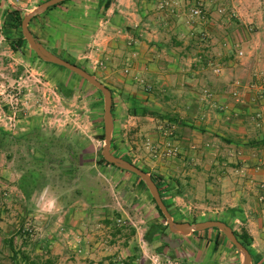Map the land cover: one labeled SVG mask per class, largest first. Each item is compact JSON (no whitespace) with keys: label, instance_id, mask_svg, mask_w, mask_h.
<instances>
[{"label":"rangeland","instance_id":"374dc122","mask_svg":"<svg viewBox=\"0 0 264 264\" xmlns=\"http://www.w3.org/2000/svg\"><path fill=\"white\" fill-rule=\"evenodd\" d=\"M47 1L0 0V264H242L219 230L170 233L144 183L100 162L102 94L22 36ZM113 2L126 13L107 12ZM262 8L68 0L29 23L110 90L111 154L162 179L175 222L220 221L246 238L251 264H264V141L244 94L261 88L253 105L264 94L252 66L254 51L264 59Z\"/></svg>","mask_w":264,"mask_h":264},{"label":"water","instance_id":"95a60500","mask_svg":"<svg viewBox=\"0 0 264 264\" xmlns=\"http://www.w3.org/2000/svg\"><path fill=\"white\" fill-rule=\"evenodd\" d=\"M65 1L68 0H49L43 3L38 8L34 9L31 13L25 15L21 22L22 36L25 39L31 51L34 52L41 61L70 71L71 73L77 75L78 77L86 81L90 86L97 89L102 94L103 109H104V113H103L104 146L102 150L103 160L109 165L114 166L118 170L125 171L137 176L144 183L155 205L157 206L162 216L164 217L170 233L180 236H190L197 232H202L209 229H217L224 235L227 241L231 243L239 252V254L242 257V264H251V256L248 250L240 243V241L237 239L232 229L229 228L225 223L220 221H205L192 225L190 223L175 222L173 218L170 216L165 204L163 203V200L160 197L158 189L154 184V182L152 181L151 176L146 174L136 166L120 158H117L111 154L110 147H111L112 132H113V120L111 113L112 96L110 90L104 85H102L92 75H90L82 68L77 67L61 59L60 57L54 55L53 53L49 52L38 41L35 40L31 31L29 30V23L34 17L44 13L49 8L54 7Z\"/></svg>","mask_w":264,"mask_h":264},{"label":"crops","instance_id":"0c3cea01","mask_svg":"<svg viewBox=\"0 0 264 264\" xmlns=\"http://www.w3.org/2000/svg\"><path fill=\"white\" fill-rule=\"evenodd\" d=\"M122 1V0H121ZM264 1V0H262ZM264 10V8H262ZM107 12H112L114 14H117L118 12L120 13H126L125 10L123 9L122 5L119 4L117 5L115 2H113L108 8H107ZM264 35V31H257L255 32V38H256V41H254V49L256 50L258 48V44H257V41H259V38ZM255 54H256V57H255V62L254 64H252V66L256 69V72L264 69V59L261 58V56L258 54L257 51H254ZM263 67V68H262ZM261 90V88L259 89ZM259 90L257 89L256 91H249L248 93L246 92L244 94V97L246 99L245 103H247L248 101V105L249 106H254V107H258V109L256 111H261V115L259 116V121L257 123V126L259 127V129H257V132L259 133L260 135V139L262 141H264V94L263 96H261L260 98H262V100H258V103L253 105L252 102L249 101V98L250 97H254L255 99L256 98V92H259ZM263 90V89H262ZM263 93V92H262ZM248 99V100H247ZM251 103V104H250Z\"/></svg>","mask_w":264,"mask_h":264},{"label":"trees","instance_id":"16d2710c","mask_svg":"<svg viewBox=\"0 0 264 264\" xmlns=\"http://www.w3.org/2000/svg\"><path fill=\"white\" fill-rule=\"evenodd\" d=\"M64 3V2H63ZM63 3H60V4H58V5H56V6H54V7H57V6H59V5H61V4H63ZM109 6V4L108 3H106L105 4V8H107ZM54 7H51V8H49L48 10H51L52 8H54ZM47 10V11H48ZM33 20V19H32ZM31 20V21H32ZM30 21V22H31ZM33 37L35 38V40H36V37L33 35ZM20 41H23L24 42V40L21 38L20 39ZM37 41V40H36ZM65 61H67V60H65ZM68 62V61H67ZM72 64V63H71ZM112 107H113V105H112ZM112 111V110H111ZM101 138H103V135L101 136ZM112 143V142H111ZM100 162L101 163H103V164H106L107 166H112V165H109L108 163H106L104 160H103V158H101L100 159ZM112 167H114V166H112ZM115 168V167H114ZM143 171V170H142ZM144 172V171H143ZM151 179H152V181L154 182V184L156 185V187H157V189H158V192H159V194H160V197L162 198V194H163V188H162V179L160 178V177H154V176H151ZM139 182H140V184H142L143 185V182L139 179ZM163 203H164V201H163ZM155 204V203H154ZM165 204V203H164ZM156 206V205H155ZM156 208H157V206H156ZM157 210L159 211V209L157 208ZM159 213H161L160 211H159ZM162 215V214H161ZM237 217V216H236ZM166 227H168V226H166ZM212 230H215V231H218L217 229H212ZM235 234V233H234ZM235 236L237 237V239L240 241V243L248 250V252L250 253V251H249V243H248V241H247V239L246 238H238V236L235 234ZM23 257V256H22ZM23 260L27 263L28 262V258L27 257H23Z\"/></svg>","mask_w":264,"mask_h":264},{"label":"clouds","instance_id":"9594fccd","mask_svg":"<svg viewBox=\"0 0 264 264\" xmlns=\"http://www.w3.org/2000/svg\"><path fill=\"white\" fill-rule=\"evenodd\" d=\"M54 203H55V201H51V202H50V205H54Z\"/></svg>","mask_w":264,"mask_h":264},{"label":"built area","instance_id":"2783aa9c","mask_svg":"<svg viewBox=\"0 0 264 264\" xmlns=\"http://www.w3.org/2000/svg\"><path fill=\"white\" fill-rule=\"evenodd\" d=\"M195 13H197V12H195Z\"/></svg>","mask_w":264,"mask_h":264}]
</instances>
